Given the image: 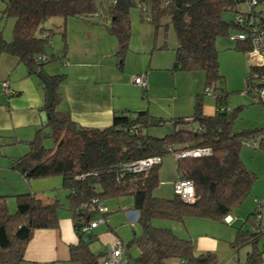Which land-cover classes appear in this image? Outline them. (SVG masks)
<instances>
[{"label": "trees", "instance_id": "16d2710c", "mask_svg": "<svg viewBox=\"0 0 264 264\" xmlns=\"http://www.w3.org/2000/svg\"><path fill=\"white\" fill-rule=\"evenodd\" d=\"M2 1L5 6L1 14L13 16L14 23L11 39H5L0 31V53L16 56L26 65L27 73L43 71V66L55 58L46 47L56 31L44 23L56 16L62 18L57 32L61 36L63 56L66 20L76 17L103 24L114 35V55L121 67L130 37L129 10L135 6L139 8L140 20L153 26L155 39L160 28L165 30L171 24L176 37L171 70L203 71L204 90L195 96L191 115L195 126L175 123V119L183 117H172L169 119L171 130L163 136H155L145 129L151 117L146 110H115L107 126L79 125L68 111L56 108L59 99L56 87L64 74L48 75L53 101L49 106L44 105L46 122L35 130L31 139L25 140V153L11 157L8 166L26 180L60 176L62 187L67 190V203L64 205L56 200L43 204L32 192L25 191L12 194L16 203L15 209L10 211L9 195L0 193V264H20L34 229L54 226L57 211L62 207L70 212L78 237L77 243L69 246L70 259L78 264H98L102 250L94 252L89 248L96 239L93 228L83 232L82 226L96 218L106 220L110 211L104 205L105 198L127 194L133 198L132 207L137 211L136 221L140 228L139 235L124 243L127 264H164V259L171 256L179 257L184 263L219 264L214 252L196 254L190 238L180 237L170 227L155 225L153 221H183L186 217L224 221V217L242 203L256 178V173L243 163L239 150L241 144L250 139L264 146V131H233L232 121L238 108L227 107L228 92L216 85L223 81V76L219 73L215 38L219 34L229 35L231 29H242L243 26L235 23L234 16L244 12V8H238L244 0H112L105 8L96 0ZM252 10L259 16L258 23L264 26V3ZM224 11L232 12L230 20L222 18ZM164 47L165 43L158 46ZM250 47L248 41H235L236 50L246 52ZM42 55H45L43 59ZM248 74L246 86L254 74L264 75V67L250 66ZM204 93L214 96L212 114L203 112ZM46 126L50 128L48 133L43 132ZM48 137L53 139V147L43 144ZM198 146H210L211 153L174 157L176 177L191 179L194 184V201L184 202L174 192L170 197L156 196L154 190L159 183L162 155ZM151 156H159L160 162L144 171L126 169L130 162ZM93 199L96 201L92 209L78 211L83 203ZM98 202L103 204L102 208L96 206ZM259 220L254 230L236 227L232 247L250 246L241 264L261 261L264 244L260 247L259 239L264 234ZM131 245L139 251L133 254Z\"/></svg>", "mask_w": 264, "mask_h": 264}, {"label": "crops", "instance_id": "0c3cea01", "mask_svg": "<svg viewBox=\"0 0 264 264\" xmlns=\"http://www.w3.org/2000/svg\"><path fill=\"white\" fill-rule=\"evenodd\" d=\"M129 20L128 51L121 67L117 65L114 55L116 48L114 35L110 34L103 24L76 17L67 19L66 50L63 56L61 44L59 56L60 61L63 59L65 62L61 61L60 65L43 66V71L47 75L64 74L63 80L56 87L59 92L56 108L68 111L79 125L107 126L111 123L115 110L132 112L146 110L151 117L160 121L172 117L185 119L192 115L194 103L192 96L199 88L198 78L195 82L188 83L177 77L176 71H172L175 94L157 93V87L163 82L161 80L163 78L159 79V76L170 71L167 63L162 65V55L157 52L163 48H158L153 26L146 20L141 21L135 9H130ZM147 53L150 57L146 62ZM140 73H145L146 76L145 89L140 88L131 79L133 75ZM184 73L194 75L195 72ZM0 79H8L10 87L16 92L11 96L4 94L0 96L1 138L11 140L8 143L11 146L18 142L25 143V140L33 137L36 129L42 127L40 112L44 110L46 90L36 72L27 73L26 65L8 53H0ZM180 91L189 94V98L180 100ZM23 150L20 153L24 152ZM8 165L9 162L5 171L18 178L13 179L14 187L10 188V185L9 190L0 193L12 195L30 191L43 204L57 200L66 205L67 190L62 187L60 176L26 180ZM245 166L256 172L253 167ZM19 174L22 177L18 176ZM7 205L9 210L11 207L14 208L12 201ZM254 211V205L246 208L244 215L241 213L239 215L234 209L228 214L231 217L229 222L197 217H186L183 221L155 219L153 222L155 225L170 227L180 237L190 238L196 254L211 251L217 255L219 264H241L250 246L245 245L241 251L238 247H232L231 242L235 238L236 227L250 228L256 223V219H252L251 216ZM241 216L244 220L239 222ZM127 217L131 224L135 215L128 212ZM262 217L264 213L259 220L261 228H264ZM247 218L249 224L245 226L243 223H247ZM105 223L106 229L101 228L100 222L93 228L96 239L102 245V251L115 237L125 242L124 237L118 235L120 232L118 228L111 224L107 217ZM130 227L132 234L124 233L127 240L140 234L139 226H135L136 229L133 225ZM77 241L70 212L65 207L59 208L54 226L34 229L25 245L20 264H78L77 261L70 259L69 254V246L76 244ZM262 244L264 243H259V246ZM94 246L89 245L91 251ZM138 251L136 247V253ZM223 256L228 257L227 263L221 260ZM261 256L259 264H264V252ZM164 264L190 263H184L179 257L171 256L164 259Z\"/></svg>", "mask_w": 264, "mask_h": 264}, {"label": "rangeland", "instance_id": "374dc122", "mask_svg": "<svg viewBox=\"0 0 264 264\" xmlns=\"http://www.w3.org/2000/svg\"><path fill=\"white\" fill-rule=\"evenodd\" d=\"M112 0H96L99 4L101 3L104 8L106 5ZM5 4L2 0H0V31L5 39H11L12 36V26L14 23L13 16L10 15H3L1 14ZM238 8L243 9L244 6L242 3L238 5ZM130 9H135V12L140 15L138 7H131ZM130 11V10H129ZM233 14L231 11H224L222 13V18L226 20H230ZM68 19V18H67ZM93 20L97 21L96 17H93ZM166 20V19H165ZM62 22V18L59 16L52 17L48 19L44 26L46 27H53L55 29V33L51 36L50 42L46 47V51L48 53H53L55 58L51 61H48L47 65H56L61 63L60 61V53H61V36L57 32L59 29V24ZM67 26V20H66ZM152 28V27H151ZM236 29H231L228 33L236 32ZM157 44L161 45L165 43V47L162 50H157V52L161 55L162 65L167 63L169 70L168 73L162 74L159 76L163 82L157 88V93H162L165 95H173L174 92V78L172 75V63L174 59V47L176 45V37L171 24L167 26L164 30L160 28L157 31ZM59 46L57 48L54 47ZM235 41L230 40L228 34H219L215 38V47L218 51V62H219V73L223 76V81L221 83L217 82L216 85L219 87L220 85L224 87L225 91L228 92L227 96V107L231 110L234 108H238L235 114V117L232 121V129L235 132L242 131V130H253L255 132L264 131V102L255 101L252 95L246 91V80L245 76L249 75V66L247 63V54L246 52H242L236 50L234 48ZM57 49V50H56ZM148 54V53H147ZM149 54L147 56L146 62L149 60ZM194 75H188L184 73V71L178 70L176 71V76L183 78L184 81L195 82L198 78L199 88L193 93V101L195 100V96L197 93H203L204 90V73L201 70L194 71ZM181 80V79H180ZM158 81V80H157ZM156 91V90H155ZM7 96L2 91V85L0 83V96ZM179 99L184 100L189 98V94L185 91L179 92ZM173 97V96H171ZM176 100L177 102L179 101ZM194 104V103H193ZM192 104V107H193ZM202 109L205 114H212L214 112V96L204 93L202 97ZM193 111V110H192ZM163 119V118H162ZM192 126L196 125V122L192 121L189 123ZM172 128V124L169 121V118L161 120L160 123L154 126H147L145 129L146 131L155 136H163L164 134L168 133ZM13 136V135H11ZM6 137L0 138V191H6L10 188L14 187L15 181L14 178H18L15 175H10L5 171L7 167V162L11 161V157L15 155H21L25 153L27 150L26 143L18 142L15 145L11 146L8 145L11 140L7 139ZM13 143V142H12ZM43 144L46 147H53L54 142L53 139L48 137L45 138ZM24 149L22 153H20ZM26 149V150H25ZM20 153V154H18ZM239 155L241 159L244 161L245 165L251 166L255 169L256 178L253 181L252 186L249 189L248 194L245 196L244 200L240 205H238L235 210L244 215V210L249 206L257 207L260 206L261 208V216L264 213V146L252 145L248 142H243L241 144ZM22 177L20 174L18 175ZM158 179L159 183L158 186L154 190V194L159 197H170L173 195V183L176 179V166H175V159L172 153H165L161 157V164L159 165L158 169ZM24 179V177H22ZM22 179V180H23ZM12 201L14 203V208H10V211L15 209L16 198L12 195L7 196V203ZM67 202V201H66ZM104 205L107 209H109V213L106 215L107 219L111 224H115L120 232L118 235L120 237H124V240L128 242L127 237L124 233L131 232V225L134 227L139 226L136 219L132 221L130 224V220L127 217L128 212H132L134 209L132 207L133 198L131 195H122L118 197H110L105 198L103 200ZM252 219L255 216L254 214L251 215ZM241 220L243 216L239 217ZM101 228L106 229V223L102 217H100ZM244 220V219H243ZM238 222V223H239ZM243 222V221H242ZM244 224V223H243ZM246 225L249 224L245 223ZM262 224H264V217H262ZM135 227V229H136ZM254 230V225L250 227ZM123 235H122V234ZM125 235V236H124ZM259 243H264V236H261L259 239ZM90 244L95 245L93 247L94 252H97L102 249V245L99 240L95 239ZM99 244V245H96ZM244 246H240L238 248L244 249ZM249 247V245H246ZM234 249V248H233ZM130 250L133 254L136 253V246L131 245ZM221 260L225 263L228 261L227 256H223Z\"/></svg>", "mask_w": 264, "mask_h": 264}, {"label": "built area", "instance_id": "2783aa9c", "mask_svg": "<svg viewBox=\"0 0 264 264\" xmlns=\"http://www.w3.org/2000/svg\"><path fill=\"white\" fill-rule=\"evenodd\" d=\"M264 3V0H244V12H239L235 14V23L243 26L236 32L230 33L228 35L230 40L235 41H248L251 45L250 49L246 50L247 63L248 66H258L264 67V26L258 23L259 16L252 10L258 4ZM42 59L45 55L41 56ZM132 81L137 84L140 88L145 89L147 85L145 73L135 74L131 77ZM2 85V91L7 95L11 96L15 91L10 87L9 80L0 79ZM246 91L249 92L255 101L264 100V75L254 74L248 81L246 86ZM211 93V92H210ZM244 142L256 145L255 139L246 140ZM211 153L210 146H198L194 148L181 149L173 154L174 157H187V156H205ZM159 156H151L143 159L135 160L130 162L126 169L133 172L144 171L153 164L159 163ZM173 191L178 197L184 202H192L195 199L194 184L191 179L176 177L173 183ZM96 199L90 202H85L82 204V210H89L95 206ZM98 208H102L103 204L98 202L96 204ZM105 208V207H104ZM135 218H137V212L132 211ZM260 206L255 207V219L259 220L261 217ZM226 222L231 221V217L226 215L224 218ZM99 222L100 218L90 220L87 224L82 226L83 232H89L94 228ZM262 234H264V228H261ZM98 264H127V259L125 256V246L124 243L117 237H115L108 246L104 248L101 252Z\"/></svg>", "mask_w": 264, "mask_h": 264}, {"label": "water", "instance_id": "95a60500", "mask_svg": "<svg viewBox=\"0 0 264 264\" xmlns=\"http://www.w3.org/2000/svg\"><path fill=\"white\" fill-rule=\"evenodd\" d=\"M175 12H176V14H178V8L176 9ZM36 76L41 80L43 86L46 89L45 106H49L52 103V101H53V89H52V84H51L50 78L42 70L36 71ZM40 117H41L42 125H44L45 122H46V113H45V110H42L40 112ZM193 120H194V118L193 117H190V118H185V119H175L174 122L175 123H182V122H184V123H191ZM160 122L161 121L158 118L150 117L149 118V121H148V125L149 126H154V125H157ZM78 128L79 127H77V129ZM49 131H50V128L48 126H46L43 129V132L44 133H48ZM78 211L81 212V208H78Z\"/></svg>", "mask_w": 264, "mask_h": 264}, {"label": "bare ground", "instance_id": "6f19581e", "mask_svg": "<svg viewBox=\"0 0 264 264\" xmlns=\"http://www.w3.org/2000/svg\"><path fill=\"white\" fill-rule=\"evenodd\" d=\"M205 156H207V155H205ZM134 211H136V210H134ZM137 212V211H136ZM225 218V217H224Z\"/></svg>", "mask_w": 264, "mask_h": 264}, {"label": "clouds", "instance_id": "9594fccd", "mask_svg": "<svg viewBox=\"0 0 264 264\" xmlns=\"http://www.w3.org/2000/svg\"><path fill=\"white\" fill-rule=\"evenodd\" d=\"M81 208V207H80ZM81 210H82V208H81Z\"/></svg>", "mask_w": 264, "mask_h": 264}]
</instances>
